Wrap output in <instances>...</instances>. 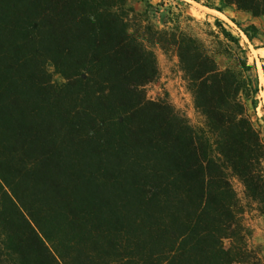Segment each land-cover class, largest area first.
Returning <instances> with one entry per match:
<instances>
[{
    "label": "trees",
    "instance_id": "1",
    "mask_svg": "<svg viewBox=\"0 0 264 264\" xmlns=\"http://www.w3.org/2000/svg\"><path fill=\"white\" fill-rule=\"evenodd\" d=\"M130 1L0 0V264H264L232 184L264 214L255 62L218 19L208 45ZM189 1L264 19V0ZM156 49L202 126L147 98Z\"/></svg>",
    "mask_w": 264,
    "mask_h": 264
},
{
    "label": "rangeland",
    "instance_id": "2",
    "mask_svg": "<svg viewBox=\"0 0 264 264\" xmlns=\"http://www.w3.org/2000/svg\"><path fill=\"white\" fill-rule=\"evenodd\" d=\"M146 1L152 5L150 12L153 21L160 28H164L169 21L178 18L184 30L201 38L209 45L213 41L214 22L218 19L224 23L226 29L240 38L242 46L248 52L250 62L254 61L256 65L260 90L259 102L256 109L250 103H247V108L251 122L260 132L264 143V70L262 69L264 47L261 46L264 42V19H254L247 14L232 10H226L223 13L211 11L189 0H131L130 5L142 12L146 8ZM234 21L243 25L253 23L263 30V35L251 44L239 31ZM156 55L159 75L154 82L145 87L147 98L152 101H169L191 126H202L203 118L194 108L192 96L175 54L173 52L165 54L160 49H156ZM217 61L221 68H225L228 64L223 57H218ZM232 184L243 207L241 223L246 234L247 245L264 258V214L258 212L257 204L246 197L243 186L236 179L232 180ZM223 245L228 249L230 241L225 240Z\"/></svg>",
    "mask_w": 264,
    "mask_h": 264
}]
</instances>
